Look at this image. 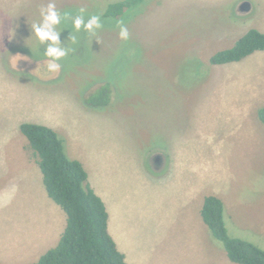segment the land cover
<instances>
[{"label":"rangeland","instance_id":"obj_1","mask_svg":"<svg viewBox=\"0 0 264 264\" xmlns=\"http://www.w3.org/2000/svg\"><path fill=\"white\" fill-rule=\"evenodd\" d=\"M119 1L0 0V250L24 246L29 226L47 229L56 217L46 199L59 208L42 184L41 200L27 178L29 161L38 157L20 126L32 123L64 139L125 244L147 250L149 264H235L206 225L207 234L193 232L184 218L164 224L166 209L154 213L180 205L170 190L197 172L234 204L229 235L264 249V124L257 115L264 61L253 62L246 81L210 64L228 47L222 34L245 17L251 22L255 10L238 18L237 0H145L118 20L128 29L125 41L117 20L104 17ZM48 4L61 17L52 26L59 33L54 46L66 53L54 61L58 73L46 70L51 41L39 42L32 30L42 26ZM92 15L101 28H74L75 18L87 23ZM106 83L111 103L89 105V95ZM156 153L170 157L168 171H152ZM182 159L190 169L180 167Z\"/></svg>","mask_w":264,"mask_h":264},{"label":"trees","instance_id":"obj_2","mask_svg":"<svg viewBox=\"0 0 264 264\" xmlns=\"http://www.w3.org/2000/svg\"><path fill=\"white\" fill-rule=\"evenodd\" d=\"M145 0H124L109 4L104 17L121 20L129 9ZM264 51V34L250 30L230 49L216 52L210 64L221 66L241 62L256 52ZM110 83L99 86L87 98L91 106L111 103ZM264 124V107L258 110ZM21 133L36 153V160L48 196L66 213L67 226L58 245L33 264H128L109 232V213L103 199L88 183L84 165L66 153L64 139L52 128L23 123ZM202 217L214 239L222 243L235 264H264V249L242 239L233 238L225 221V205L217 196L205 198Z\"/></svg>","mask_w":264,"mask_h":264},{"label":"crops","instance_id":"obj_3","mask_svg":"<svg viewBox=\"0 0 264 264\" xmlns=\"http://www.w3.org/2000/svg\"><path fill=\"white\" fill-rule=\"evenodd\" d=\"M242 1L243 0L241 1L237 0L235 3V8ZM248 1H250L253 4V8L255 10L254 18H252L253 20H251V22H247L250 20H248L249 18L247 19L245 17L244 22H240L239 24L233 25V27L228 28L227 32L222 34V39L225 43L221 41V44H226V46H228L223 50L232 48L237 43V41L241 39L244 35H246L250 30L254 29L264 34V0H248ZM235 8L234 10H236ZM235 15L238 18H243V17H239L236 13ZM259 59L262 62L264 61V51L256 52L253 55L245 58L241 62L230 63L226 65H221V66H225L226 68H229V71L235 70L236 75L240 76L243 79V81H246L248 78V71L250 73L255 71L253 62ZM262 66H264V62L262 63ZM252 81L253 79L251 78L250 82ZM261 88H262L260 89L262 91L261 97L264 98V86L261 85ZM239 95L244 96L245 94L240 93ZM167 156L168 155L166 154V157ZM169 158H167V171L170 166ZM29 163H30L29 165L31 166V169H29V172L27 173V178H30L31 181H33L39 187V188L35 187L34 189H36V191L38 192L41 191L40 194H41V200H42L44 198L45 191L41 188V184L43 185L44 189L46 188L44 186L42 172H41L42 181L40 180L41 169L36 161L35 162L29 161ZM185 163H188V161L182 159L180 162V167L182 169H185V168L190 169L184 166ZM196 171L198 170L196 169ZM192 174L194 175L192 176ZM209 187H211L210 191L206 192L207 188ZM170 192L172 193V195H175L181 198V204L177 206H175L174 204H172L174 206L168 205L167 208H159L158 211L154 213V216H155L157 213H160L163 210L165 211L166 209L167 213L161 216V217L166 216L165 220H163L164 224H168L169 222H172V221L181 222V219L184 218L187 220L188 224L192 226L193 232L205 230L207 234L206 227L204 226L206 224L202 217V209L204 206L205 198L210 195L217 196L224 202L225 221H226V218L228 217H229V220L231 221L234 220L233 213H232L234 209V204L227 205L224 195L221 192L216 191L214 188H212L211 185L207 186L205 183L204 176L200 175V179H199V174H197V172L188 173L187 176H182L181 187L173 188L170 190ZM103 201L105 203V200ZM46 203L50 205L51 211L55 213V214L53 213V215L56 217V219L55 218L54 220L49 219L52 221V223L47 227V229H44L43 227H39V226H37L36 228L34 226H29L25 232L27 239L30 238L29 241L24 242V246H22L21 248L1 249L0 250V264L37 263L41 259V257L45 255L50 249H53L58 245L61 239V236L64 233L65 228L67 226V215L65 219L66 213L59 206H58L59 208H56V206L48 202V199H46ZM105 205L109 213V232L111 236L113 237L114 241L116 242V245L119 251L125 255L126 262L128 264H149V255H148L147 250L146 251L141 250L139 247L136 249L135 248L132 249L130 248V246L125 244V243H128L125 239H123L125 238V232L122 235L119 233L118 225L116 226L115 224L116 218L115 217L113 218V215L110 213L109 208L106 203ZM181 205L183 206L181 207ZM184 210H186L185 215H184ZM62 211L64 212V215ZM206 234L204 236H206Z\"/></svg>","mask_w":264,"mask_h":264},{"label":"clouds","instance_id":"obj_4","mask_svg":"<svg viewBox=\"0 0 264 264\" xmlns=\"http://www.w3.org/2000/svg\"><path fill=\"white\" fill-rule=\"evenodd\" d=\"M81 12H83V9H81ZM41 16L43 17L42 26L33 24L32 30L39 42L51 41V45L47 48L46 52V56L51 58L46 65V70L49 73H58L60 71V65L54 61L64 57L66 53L59 47L54 46L58 44L59 33L53 32L52 26L59 24L61 17L58 15L53 4H48L46 10L41 9ZM65 16H67V13H65ZM82 25L87 32H94L102 26L100 17L97 15L90 16L87 23H84L83 19L79 16L74 19L73 26L77 31L81 29ZM117 26L119 27V38L125 41L128 40L129 32L123 21H117ZM18 61L19 59L16 61V64Z\"/></svg>","mask_w":264,"mask_h":264},{"label":"water","instance_id":"obj_5","mask_svg":"<svg viewBox=\"0 0 264 264\" xmlns=\"http://www.w3.org/2000/svg\"><path fill=\"white\" fill-rule=\"evenodd\" d=\"M253 4L248 0H243L236 7V13L240 17L249 16L253 13ZM152 171L161 173L167 167V157L163 153H156L152 156L151 160Z\"/></svg>","mask_w":264,"mask_h":264}]
</instances>
